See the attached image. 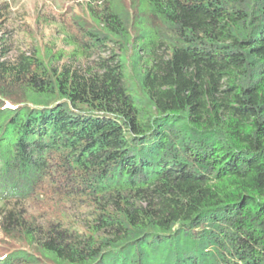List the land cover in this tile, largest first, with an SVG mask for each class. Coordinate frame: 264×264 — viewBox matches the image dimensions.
I'll use <instances>...</instances> for the list:
<instances>
[{
  "label": "trees",
  "instance_id": "16d2710c",
  "mask_svg": "<svg viewBox=\"0 0 264 264\" xmlns=\"http://www.w3.org/2000/svg\"><path fill=\"white\" fill-rule=\"evenodd\" d=\"M82 4L0 38V264H264V0Z\"/></svg>",
  "mask_w": 264,
  "mask_h": 264
},
{
  "label": "rangeland",
  "instance_id": "374dc122",
  "mask_svg": "<svg viewBox=\"0 0 264 264\" xmlns=\"http://www.w3.org/2000/svg\"><path fill=\"white\" fill-rule=\"evenodd\" d=\"M2 0H0L1 3ZM8 17L0 20V38L20 48L38 45L45 48L47 43L55 42L59 48L65 44L60 37L57 26L75 29L74 18L84 15L82 2L86 0H7ZM86 15V14H85ZM2 42V39H0ZM0 42V43H1ZM111 47H105L101 54L108 56Z\"/></svg>",
  "mask_w": 264,
  "mask_h": 264
}]
</instances>
